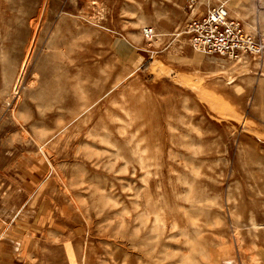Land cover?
<instances>
[{"label": "rangeland", "instance_id": "obj_1", "mask_svg": "<svg viewBox=\"0 0 264 264\" xmlns=\"http://www.w3.org/2000/svg\"><path fill=\"white\" fill-rule=\"evenodd\" d=\"M191 4L0 0V264H264V0Z\"/></svg>", "mask_w": 264, "mask_h": 264}, {"label": "built area", "instance_id": "obj_2", "mask_svg": "<svg viewBox=\"0 0 264 264\" xmlns=\"http://www.w3.org/2000/svg\"><path fill=\"white\" fill-rule=\"evenodd\" d=\"M190 2L193 6L195 0ZM186 33L196 50L225 59L240 60L260 50L258 46H253L255 41L244 32L240 24L229 17L224 2L209 8L205 15L193 18L187 25ZM143 34L147 39L156 35L152 27L145 28Z\"/></svg>", "mask_w": 264, "mask_h": 264}]
</instances>
